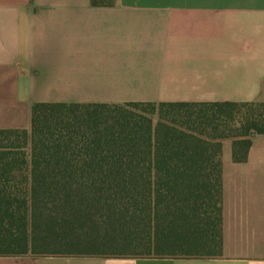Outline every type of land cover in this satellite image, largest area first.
<instances>
[{"label": "trees", "instance_id": "obj_1", "mask_svg": "<svg viewBox=\"0 0 264 264\" xmlns=\"http://www.w3.org/2000/svg\"><path fill=\"white\" fill-rule=\"evenodd\" d=\"M30 119L0 129V255L222 254L223 141L246 162L264 102L33 103Z\"/></svg>", "mask_w": 264, "mask_h": 264}, {"label": "crops", "instance_id": "obj_2", "mask_svg": "<svg viewBox=\"0 0 264 264\" xmlns=\"http://www.w3.org/2000/svg\"><path fill=\"white\" fill-rule=\"evenodd\" d=\"M264 102V0H0V129L33 103ZM222 254L0 255V264H264V135L223 141Z\"/></svg>", "mask_w": 264, "mask_h": 264}]
</instances>
